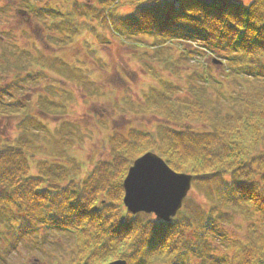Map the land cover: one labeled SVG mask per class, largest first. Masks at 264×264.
I'll return each instance as SVG.
<instances>
[{
	"label": "trees",
	"instance_id": "1",
	"mask_svg": "<svg viewBox=\"0 0 264 264\" xmlns=\"http://www.w3.org/2000/svg\"><path fill=\"white\" fill-rule=\"evenodd\" d=\"M40 1L22 3L43 21L51 41H75L86 30L111 44L96 27H113L123 40L151 39L146 50L152 46L161 68L174 77H181L180 63L191 64L187 95L180 96L147 67L159 86L142 109L184 127L159 124L154 133L134 130L120 139L114 135L111 141L116 144L110 146L108 159L94 163L80 179L72 174L76 166L68 168L59 159H50L46 146L31 143L29 132L41 124L31 113L35 103L30 96L23 102L4 101L8 89L1 87L0 116L14 119L18 130L12 137L0 134V242L5 244L0 264L11 261L19 244L40 224L48 235L58 240L60 234L64 240L59 244L51 240L49 264H108L117 259L127 264H264V0H250L246 6L235 0H129L134 9L123 17L116 12L118 0H48L45 5ZM90 44L86 41L85 46ZM12 46L14 54L28 55ZM203 50L225 60L223 77L239 80L242 93L215 88L218 81L209 71L218 67L212 65L213 58L205 59ZM194 54L201 59L195 60ZM31 56L22 76L25 65L0 52V73L4 62L17 69L11 87L48 73L80 79L59 57ZM38 99L47 112L64 109ZM232 100L228 111H218L219 103ZM191 124H200L203 131L189 128ZM147 151L159 155L172 170L191 174L193 190L203 191L207 206L184 199L182 210L170 222L151 214H129L120 203L121 182L130 161ZM231 212L246 218L245 230L234 236L227 254H219L210 234L222 222L237 226ZM60 228L54 234L53 229ZM221 236L225 234L218 235L224 247Z\"/></svg>",
	"mask_w": 264,
	"mask_h": 264
},
{
	"label": "rangeland",
	"instance_id": "2",
	"mask_svg": "<svg viewBox=\"0 0 264 264\" xmlns=\"http://www.w3.org/2000/svg\"><path fill=\"white\" fill-rule=\"evenodd\" d=\"M47 1L42 0L39 3L45 5ZM63 1L61 0L59 3ZM236 1L243 5L250 2V0ZM115 4L117 6L116 12L122 17L129 15L134 9V6L128 4L126 0H118ZM20 9L26 10L22 0H0V52L4 51L7 58L17 61L19 65H25V69L20 72L22 76L28 71L26 68V64L29 63L27 58L32 57L31 55L38 57L44 54L49 58L60 57L64 63L70 66L71 75L80 78L79 80L71 79V81L62 77L59 72L58 75L49 73L51 76L41 77L40 80L22 81L11 87L15 81L13 77L17 73V69L6 66V62L2 63L5 68L0 73V88L5 87L9 92L4 101L27 99L28 95H32L35 104L31 113L41 125L39 128L33 129L32 133L29 132L31 143L34 146H46L50 159H59L58 161L68 168L76 166L72 169V174L83 179L92 170L94 163L108 159L110 146L116 144L111 141V137L114 135L120 139L119 137H125L134 130L154 133L159 124H166L176 129L184 127L180 123L166 121L154 113L142 109H146L148 105L145 99H152V90L159 86L157 80L151 75V71H156L158 77L165 85L172 88L174 94L178 96L187 95L185 88L187 78H189L187 76L192 71L191 64L180 63L181 77H174L170 70L161 68L162 64L154 58L153 48L146 50L145 46L148 47L152 44L151 39L138 37L132 42H126L116 37L114 28L96 27L98 33L104 34L105 38L107 37L112 42L111 44L102 41L101 39L104 37L95 38L86 30L73 42L65 41L61 44L51 41L45 36L43 21L37 20L32 13L25 15L20 14V11L17 13ZM144 39L147 40L145 44H143ZM86 41L91 43V46L86 47ZM140 43L143 47L139 45ZM12 44L25 49L28 55L14 54ZM90 50L91 53H94L93 55ZM12 54L17 55L18 59H14ZM174 54L179 56V52ZM209 58L212 57H207L206 60ZM213 66L215 67V65ZM147 67H150L151 71H148ZM221 68L218 67L214 68L212 72L209 71L219 82L216 83L215 88H218V91L225 92L227 90L242 93V85L238 81L237 83L234 81V79L236 80L235 77L224 78ZM58 70L67 72L65 69L58 68ZM196 85L197 87L200 86L199 84ZM40 95H44L52 101L59 100L57 104L64 106L63 111L54 114L47 112L42 105H39L41 102L38 99ZM228 100L230 99L228 98ZM232 103L235 101L219 103L217 105L218 111L221 113L224 110L228 111V106H231ZM188 127L203 131V126L200 124H191ZM17 130V122L14 119L0 116V134L5 137H12ZM62 144L65 145L63 151ZM202 192L191 190L188 193L187 201L191 202L192 200L206 207ZM253 213L256 216L260 214L259 211H253ZM232 217L236 227L225 224V230L220 231L221 229L214 228L215 231L213 229L212 234H210L212 247L219 254L220 252L227 254L228 248L235 242L234 236L243 234V230H245L246 218L237 212H233ZM238 224H242L243 227ZM224 232L228 236L225 241L223 240L225 245L222 247V240L221 238L218 239L217 233L224 234ZM48 234L41 231L42 238L46 236V239L43 238L41 247L36 246L35 248L30 238L26 239L25 242L22 241L16 250L15 255L17 257L12 255L10 263L49 264L48 255L53 254L54 250L51 234ZM213 235L218 239L217 242L213 240ZM4 246L5 244L0 242V247ZM35 259L36 261H34Z\"/></svg>",
	"mask_w": 264,
	"mask_h": 264
},
{
	"label": "water",
	"instance_id": "3",
	"mask_svg": "<svg viewBox=\"0 0 264 264\" xmlns=\"http://www.w3.org/2000/svg\"><path fill=\"white\" fill-rule=\"evenodd\" d=\"M165 177L163 188L149 177ZM191 175L176 173L152 152H146L129 167L123 180L124 205L130 213H154L168 221L181 207L191 186ZM110 264H124L116 261Z\"/></svg>",
	"mask_w": 264,
	"mask_h": 264
},
{
	"label": "snow or ice",
	"instance_id": "4",
	"mask_svg": "<svg viewBox=\"0 0 264 264\" xmlns=\"http://www.w3.org/2000/svg\"><path fill=\"white\" fill-rule=\"evenodd\" d=\"M149 179H153V180L157 181L160 184L161 188H163L164 181L166 178L163 176H160V177H149Z\"/></svg>",
	"mask_w": 264,
	"mask_h": 264
}]
</instances>
